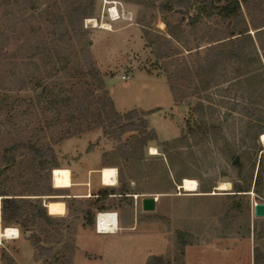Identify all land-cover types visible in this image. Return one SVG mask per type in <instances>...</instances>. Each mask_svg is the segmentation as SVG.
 <instances>
[{"label": "rangeland", "instance_id": "374dc122", "mask_svg": "<svg viewBox=\"0 0 264 264\" xmlns=\"http://www.w3.org/2000/svg\"><path fill=\"white\" fill-rule=\"evenodd\" d=\"M66 2L37 0L36 9L31 11L23 4L9 7L6 2L1 3L0 33L5 32L11 38L5 50L8 57H12L25 41L36 38L31 28H46L53 13L66 9ZM194 5L191 15L201 8ZM11 11H19L24 19H29L28 26L19 24L14 29L15 18ZM166 19L176 25L182 16L163 15L158 10L122 0H96L94 16L83 21V27L93 41L92 54L105 78L116 111L121 114L139 111L138 118L148 120L156 140L133 154L131 143L136 142L133 137L139 136L137 133L126 134L119 142L98 128L61 140L62 133L58 129H48L39 134V139L42 145L53 147L61 167L54 170V180L53 171L32 169L30 156H27V160L15 167L0 186V190H17L22 195L29 191L52 194L51 179L52 187H71V171L67 169L70 164L78 176L83 169L94 167L98 162L118 170L116 190L128 188L134 209L131 210L129 202L120 197L107 207L118 210L120 226L125 229L118 235H95L91 231L96 229L99 213L94 226H88L82 219L75 221V240L64 236L66 243L74 242L77 248L72 263L70 254L64 253L63 244H59L49 264H54L64 254L63 264H148L155 257L164 259L166 264H254L255 249L264 254V218L254 214L255 204L264 203V194L251 191L245 196H233L236 194L233 182L248 183L253 159L257 158L253 184L259 170L261 154L257 156L256 150L250 148L252 145L243 144V139L250 127L253 132L259 127L264 128L263 55L259 51L261 64H229L219 78V84L201 96L176 103L167 79L166 61L157 59L152 52V43L157 36L167 33ZM104 25H109V29ZM24 52L21 51L22 56H25ZM202 52H205L204 47ZM3 55L0 52V58ZM255 59L256 56L250 61ZM1 63L0 70L14 69L10 60ZM123 76L130 79L124 81ZM6 87L7 90L0 91V97L8 96L10 101L32 99L36 104L29 130L34 133L39 126H45L44 110L37 104L34 90L18 91L13 82ZM38 90L41 94L42 90ZM201 103L208 107L207 121L223 126V135L229 145L221 136L210 135L201 140L185 137L190 127L204 116L196 112ZM25 108L23 104L21 109ZM142 111H145L144 115ZM9 131L10 128H3V139L10 137ZM261 136L258 149H264ZM3 141L1 146H4ZM152 147L158 150V155L151 154ZM237 157L241 161L240 167L234 165ZM222 183H230V188L220 190ZM138 193L139 196L134 197ZM145 197L157 199L154 211H143L142 199ZM52 204L55 209L50 214L65 212L63 203ZM3 230L0 227V235ZM34 254L32 243L22 233L18 239L0 238V264L47 263L45 259L37 262Z\"/></svg>", "mask_w": 264, "mask_h": 264}, {"label": "trees", "instance_id": "16d2710c", "mask_svg": "<svg viewBox=\"0 0 264 264\" xmlns=\"http://www.w3.org/2000/svg\"><path fill=\"white\" fill-rule=\"evenodd\" d=\"M122 1L158 10L163 15L172 13L182 16L181 22L176 25L166 19L167 33H160L152 43L153 55L166 61L167 79L176 103L201 96L203 92L219 84V78L229 64H261L259 51L264 58V0ZM4 2L9 7L23 4L30 11L37 6V0H0V4ZM66 3L65 10L52 14L46 28L32 27L36 38L25 41L10 58L5 50L10 45L11 38L5 32L0 33V52L5 54L0 58V66L3 65L1 62L10 60V65L14 67L12 71L1 68L0 91L7 90L6 86L11 82L18 91L34 90L37 104L45 114V126H39L38 131L33 133L29 130L34 116L32 109L36 107L33 100L10 101L8 96L0 97V142H5L4 146L0 145V170L7 168L0 178V186L15 167L27 160V156H30L32 169L48 170L50 173L53 171L54 180V170L60 168L55 151L51 145H42L39 139V134L48 129H58L62 133L61 140L98 128L106 136L119 142L124 135L137 133L139 136L133 137L136 142L131 143L133 154L156 140L155 132L149 129L148 120L139 119L137 110L126 114L116 111L107 91L105 78L91 51L93 41L83 27L84 19L95 14L96 0H67ZM194 4L201 8L195 15H191L190 10L195 8ZM11 13L15 18L14 29L19 24L28 26L29 19H24L19 11ZM21 51L25 56L21 55ZM255 56L257 59L250 61ZM38 89L42 90L41 94ZM23 104L26 105L25 109H21ZM207 108L204 103L199 104L196 112L204 116L200 122L197 121L190 127L185 137L201 140L214 135L222 137L227 144L223 126L207 121ZM142 113L144 115L145 111ZM7 127L10 128L7 132L10 137L5 136L3 139V128ZM252 129H247L243 144L252 145L250 148L256 150L257 156L261 154L259 170L253 184L257 158L253 159L248 183L242 185L233 182V192L236 193L233 196H245L251 191L257 195L264 194V149H258L264 128L259 127L254 132ZM244 155L246 153L242 154ZM242 172L243 170L239 174ZM37 176L39 177L38 174ZM51 180L49 186L52 194L29 191L26 192L29 194L22 195L17 190H0L1 229L15 227L23 235L29 234L28 239L35 250L34 258L37 262L45 259V263L49 264V259L52 260L56 253V247L63 244L62 249L64 253L70 254L72 263L77 248L74 242L66 243L64 236L75 240L77 228L73 222L80 219L88 226H94L97 213L109 212L106 204L110 195L121 194L123 197L120 198L129 202L131 210L134 209V202L129 199L132 197L126 196L132 194L128 188L124 186L120 193H116V187H107L97 198L69 202L67 218L52 216L41 196L60 195L62 190L53 188ZM85 205L86 208H83ZM53 209V204L49 205V211ZM54 234L61 238H53ZM64 257L66 254L62 255V260L58 257L54 264H63ZM148 264L166 263L164 259L155 257ZM254 264H264V254L258 248L255 249Z\"/></svg>", "mask_w": 264, "mask_h": 264}, {"label": "crops", "instance_id": "0c3cea01", "mask_svg": "<svg viewBox=\"0 0 264 264\" xmlns=\"http://www.w3.org/2000/svg\"><path fill=\"white\" fill-rule=\"evenodd\" d=\"M70 165L67 166V169H69L71 171V187H69V188H56L54 186L53 188L62 190L60 195L41 196V198L44 200L45 206L47 207L49 214H50V211H49L50 203L61 202L65 205V212L63 214H55V215L50 214L52 216H60V217L67 218L69 216V208L67 205L69 202H72L73 200L88 201V200H91L93 198H97V197H99V193L102 190L107 188V186H105L103 184L102 170L105 167H109V166H103L102 164H99V162H98V164L94 167H89L87 169H83L78 176V172L75 169H73L72 166H70ZM118 184H119V181H117V185L114 187H117ZM94 185H95V189H94ZM82 188H86V190L83 191L84 189H82ZM116 193H120V191L119 192L116 191ZM126 196L130 197L131 195L129 194ZM138 196H139V193L137 195H134V197H138ZM118 197H123V196L121 194L110 195L106 206H108V203H110L111 201H114V199H117ZM46 200H51V201H46ZM109 211H115L116 214L117 213L119 214V212L116 208H112ZM101 213H104V212H101ZM119 222L120 221H119V216H118V231H116L115 233H113V232L101 233L98 229H95L94 231H91V232L97 236L118 235L121 232V230L125 229L124 227L120 226ZM96 228H97V221H96ZM83 230H86V229H83ZM78 233H80V230ZM0 238H3L2 233L0 235Z\"/></svg>", "mask_w": 264, "mask_h": 264}, {"label": "bare ground", "instance_id": "6f19581e", "mask_svg": "<svg viewBox=\"0 0 264 264\" xmlns=\"http://www.w3.org/2000/svg\"><path fill=\"white\" fill-rule=\"evenodd\" d=\"M105 29H109V25H104ZM261 142L264 145V134L261 136ZM152 155H158V150L155 147L151 148ZM103 184L107 187H114L118 181V171L116 168L105 167L102 170ZM230 183H222L219 187L220 190H228ZM101 233L118 231V215L115 212L101 213L98 219L97 228ZM2 236L5 239H18L20 232L17 228H6L2 231Z\"/></svg>", "mask_w": 264, "mask_h": 264}, {"label": "water", "instance_id": "95a60500", "mask_svg": "<svg viewBox=\"0 0 264 264\" xmlns=\"http://www.w3.org/2000/svg\"><path fill=\"white\" fill-rule=\"evenodd\" d=\"M198 9V8H197ZM234 165L237 167L241 166L240 158L237 157L234 161ZM7 170V168H2L0 170V178L3 176L4 172ZM156 202L157 199L155 197H145L142 199V209L145 212H152L156 209ZM254 214L257 218H264V203H257L254 207ZM30 235L28 234L27 237Z\"/></svg>", "mask_w": 264, "mask_h": 264}, {"label": "built area", "instance_id": "2783aa9c", "mask_svg": "<svg viewBox=\"0 0 264 264\" xmlns=\"http://www.w3.org/2000/svg\"><path fill=\"white\" fill-rule=\"evenodd\" d=\"M129 79H130L129 76H123L122 77V80H124V81L129 80ZM100 216H101V213H99L98 216H97V223H98V219H99Z\"/></svg>", "mask_w": 264, "mask_h": 264}]
</instances>
